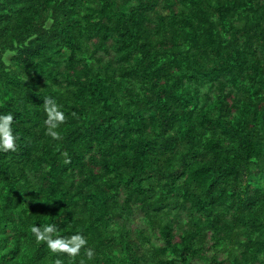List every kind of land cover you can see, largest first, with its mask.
Wrapping results in <instances>:
<instances>
[{"label": "trees", "instance_id": "16d2710c", "mask_svg": "<svg viewBox=\"0 0 264 264\" xmlns=\"http://www.w3.org/2000/svg\"><path fill=\"white\" fill-rule=\"evenodd\" d=\"M9 113L0 264H264V0H0Z\"/></svg>", "mask_w": 264, "mask_h": 264}, {"label": "clouds", "instance_id": "9594fccd", "mask_svg": "<svg viewBox=\"0 0 264 264\" xmlns=\"http://www.w3.org/2000/svg\"><path fill=\"white\" fill-rule=\"evenodd\" d=\"M44 104L47 112V119L45 122L48 125V132L52 137H58L57 129L65 121V113L61 110V105L52 97L46 98ZM13 119L14 117L11 113L0 115V150L14 151L17 147V137L12 127ZM32 230L37 234L38 239L47 240L49 247L53 251L61 250L75 255L79 252L80 247L86 243V240L80 235L72 237L71 244L74 246H70L69 243L64 242L62 239L53 240L51 236L48 235L54 231V225L52 224L45 227L43 231H41L38 226L34 227ZM89 255H91V252H89Z\"/></svg>", "mask_w": 264, "mask_h": 264}, {"label": "rangeland", "instance_id": "374dc122", "mask_svg": "<svg viewBox=\"0 0 264 264\" xmlns=\"http://www.w3.org/2000/svg\"><path fill=\"white\" fill-rule=\"evenodd\" d=\"M133 226H136V225H139V219H138V216H136L134 219H133Z\"/></svg>", "mask_w": 264, "mask_h": 264}]
</instances>
